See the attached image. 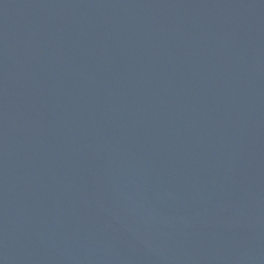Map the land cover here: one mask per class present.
I'll return each instance as SVG.
<instances>
[{
  "label": "water",
  "instance_id": "95a60500",
  "mask_svg": "<svg viewBox=\"0 0 264 264\" xmlns=\"http://www.w3.org/2000/svg\"><path fill=\"white\" fill-rule=\"evenodd\" d=\"M0 264H264V0H0Z\"/></svg>",
  "mask_w": 264,
  "mask_h": 264
}]
</instances>
